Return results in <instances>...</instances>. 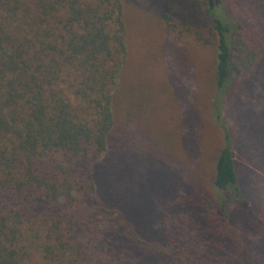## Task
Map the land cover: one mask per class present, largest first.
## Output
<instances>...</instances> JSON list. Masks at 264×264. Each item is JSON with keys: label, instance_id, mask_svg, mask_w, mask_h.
I'll list each match as a JSON object with an SVG mask.
<instances>
[{"label": "trees", "instance_id": "trees-1", "mask_svg": "<svg viewBox=\"0 0 264 264\" xmlns=\"http://www.w3.org/2000/svg\"><path fill=\"white\" fill-rule=\"evenodd\" d=\"M162 2L167 27L210 53L221 136L202 155L213 152L204 214L178 200L158 235L142 232L133 193L161 173L151 122L170 100L133 81L147 71L133 64L124 0H0V264H264V225L241 211L250 192L264 201V140L249 157L237 114L232 127L215 115L264 73V0Z\"/></svg>", "mask_w": 264, "mask_h": 264}, {"label": "rangeland", "instance_id": "rangeland-1", "mask_svg": "<svg viewBox=\"0 0 264 264\" xmlns=\"http://www.w3.org/2000/svg\"><path fill=\"white\" fill-rule=\"evenodd\" d=\"M124 2L129 27L128 46L133 64L142 68L146 65L147 71L142 74V80L135 74L133 81L159 86L162 91L156 96L161 97L163 102L169 99L172 105H161L159 114L151 122L157 126L152 127V134L159 140L166 141L165 145H158V160L163 162L153 161L149 164L161 173L140 176L133 193L138 214L146 223L144 229L147 232L142 230L143 234L158 235L164 214L171 203L181 200L184 209L190 211L194 206L197 213L203 215L206 209L205 199L212 197L210 162L213 152L202 155L211 148L208 141L218 140L221 135L215 131L218 128L211 116L212 96L207 94L203 79V71L207 69L204 59L210 57V53L207 47H201L192 38L180 37L167 27L162 19V0H157L156 3L153 0ZM158 8L160 10L156 11ZM182 61L188 65L185 72L181 71ZM240 84L235 102L227 99L224 106L230 112L220 109L217 114L214 113L216 120L225 122L228 127L233 126L229 115L237 114L245 152L251 157L262 152L260 141L264 140V73L241 81ZM156 101L158 102V98ZM142 151L146 152L145 146H142ZM236 156L240 164L242 156L238 152ZM243 166L249 167L247 164ZM138 169L143 170L142 166ZM244 172L260 174L253 166ZM245 180L246 176L241 187L246 190V187L250 188V183ZM248 202L250 205H244L241 210L249 211L244 217L264 225V201L258 192H250ZM238 215L243 218L241 212ZM235 223L234 227H240L238 216ZM257 249L262 250L259 245Z\"/></svg>", "mask_w": 264, "mask_h": 264}]
</instances>
